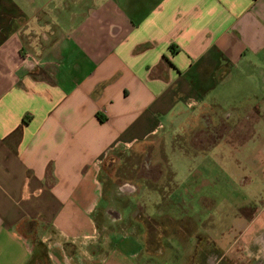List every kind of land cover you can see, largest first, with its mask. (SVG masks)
<instances>
[{
  "label": "crops",
  "instance_id": "1",
  "mask_svg": "<svg viewBox=\"0 0 264 264\" xmlns=\"http://www.w3.org/2000/svg\"><path fill=\"white\" fill-rule=\"evenodd\" d=\"M262 116L264 0H0V264H213V236L222 264H264V190L238 202L248 225L206 227L222 201L197 203L192 160L194 186L155 193L151 219L142 193L105 186L127 156L212 117L232 123L211 145L221 175L236 161L225 132L246 128L236 147L258 141L260 174L241 184H264Z\"/></svg>",
  "mask_w": 264,
  "mask_h": 264
},
{
  "label": "rangeland",
  "instance_id": "2",
  "mask_svg": "<svg viewBox=\"0 0 264 264\" xmlns=\"http://www.w3.org/2000/svg\"><path fill=\"white\" fill-rule=\"evenodd\" d=\"M232 87L234 90L231 92H235L237 90L236 86L232 85ZM222 107L228 108L226 104H222ZM262 118L264 120V116H262ZM211 120L213 125L211 132H205L203 129L201 130L203 126H200L191 133L186 131L182 134L176 135L174 137L172 147H166L163 143H158L156 147H150L144 152H134L130 156H127V158L122 160L118 167L109 171V175L106 173L108 178L105 181V186L109 185L114 187V195L118 198L121 197V188L127 186L136 190L134 194L142 193V196L134 197L140 199L141 202L145 204L150 211L149 213H146L151 219V216L156 214L154 211L156 203H153L150 206L148 205L151 200L156 199L157 196L155 193L160 194L158 195V199L161 198L164 202H166V200L169 199V194L176 183L180 184L182 188L188 190L194 186L195 182L191 179L189 180L186 167V165H188L187 162L192 160L193 164L191 169L192 171L197 172V183L199 186L201 185L198 188L199 192L196 197L197 203H200V199H203L202 202L205 204H212L213 206V204L217 201H222L220 205L223 209V213H221L219 209H215L214 205L212 212L207 213L210 217L207 221H205V226L207 227L211 224L215 226V223L220 220L221 216L224 219V226L227 225V223L229 226L233 225V223H235L234 225H248L250 220H252L255 211L253 209H237V207L238 202H240L243 196H246L247 194L253 195L254 192L262 193L264 190V184L261 181L259 182V185L256 184L253 186L241 184L242 177L251 176V172L260 174L258 166L252 162L253 156L256 155L255 151H257L258 141H252L253 139H251L248 145L245 146L244 153H242L243 151L241 149H237L236 142L243 144L246 140H248V130H246V128H242L239 132L226 131L225 136H227L228 141L232 142L234 145L231 151L233 159L236 161L229 164V172L227 174L221 175L219 168L220 164L218 162L219 158L217 157L219 155L220 148L214 149L212 147V144L220 139V132L215 129H220L221 125L231 129L230 126L232 123L224 117H212ZM197 123L202 124V121L200 120V122L198 121ZM244 123L252 125V121L248 119L247 122L245 121ZM205 144H209V147ZM191 145L193 146L189 147ZM194 145H196V148H194ZM181 147L183 148L186 156H184L179 150ZM187 156L190 157V159ZM172 164L177 169L176 176L175 169ZM233 174L236 176L234 177ZM242 182H247V180L244 179ZM203 190H206V192L211 195L209 197L207 196V198L206 196L202 197L203 195H201V192ZM246 190L247 192L245 193ZM146 193H150V196ZM133 198V203H135ZM123 204H125V202H123ZM137 210L138 212L136 214L139 216L145 214L143 211L144 209L140 208ZM182 214H189V212ZM150 228L151 231L155 230L151 225ZM237 228L233 227L231 230L230 227L229 231L231 233H235L228 234V239H230L229 243H231V241H236L240 231L242 230L241 228H238L239 230L237 231ZM217 238L218 237L215 238L213 236V264H222V262L225 263L227 260L226 257L223 260L221 259L224 252L227 250L225 248L221 249L219 243L216 241ZM229 246L228 250L231 253L237 252L236 244H229ZM230 252L229 255L232 257ZM219 260L220 262H218ZM229 261L231 260L229 259ZM231 262L235 263L234 260Z\"/></svg>",
  "mask_w": 264,
  "mask_h": 264
},
{
  "label": "water",
  "instance_id": "3",
  "mask_svg": "<svg viewBox=\"0 0 264 264\" xmlns=\"http://www.w3.org/2000/svg\"><path fill=\"white\" fill-rule=\"evenodd\" d=\"M121 190H122V191H127V190H128V191H132V190H134V188H132V187H128V186H127V187H123V188H121Z\"/></svg>",
  "mask_w": 264,
  "mask_h": 264
}]
</instances>
